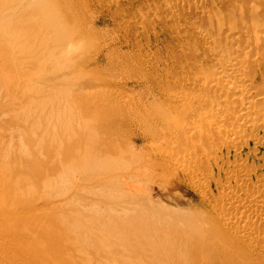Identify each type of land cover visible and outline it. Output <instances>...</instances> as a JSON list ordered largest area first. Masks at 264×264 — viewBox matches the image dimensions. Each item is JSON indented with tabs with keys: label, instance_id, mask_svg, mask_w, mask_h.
Instances as JSON below:
<instances>
[{
	"label": "rangeland",
	"instance_id": "rangeland-1",
	"mask_svg": "<svg viewBox=\"0 0 264 264\" xmlns=\"http://www.w3.org/2000/svg\"><path fill=\"white\" fill-rule=\"evenodd\" d=\"M14 1L13 17H4L12 25L2 26L0 18V225L6 231L0 233V264H190L188 239L207 220L204 199L218 197L220 189L209 172L210 185L205 177L195 185L181 169L175 168L179 180H169L154 168L179 150L189 167L200 166L185 155L189 146L175 138L179 123L171 122L177 129L171 125L166 136L161 118L169 110L178 115V100L175 106L169 98L183 91L180 78L190 71L200 75L190 64L203 65L206 48L224 45L227 28L237 35L231 20L241 10L236 18L244 16L248 27L263 24L250 22L249 7L255 5L264 18V0H237L241 9L236 0ZM201 10L204 23H187L184 12ZM55 11L64 14L58 32L47 27ZM37 23L44 24L41 32ZM197 30L207 37H198ZM254 39H260L250 42L254 47L263 40L260 34ZM261 47L245 49H251L258 98L264 96ZM181 53L195 59L183 60ZM256 117L258 126L250 131L238 120L227 124L243 143L235 152L220 151L219 158L240 162L250 171L246 182L260 178L263 184L255 186L264 188V101ZM199 136L193 147H202ZM11 232L26 240L18 252L7 240Z\"/></svg>",
	"mask_w": 264,
	"mask_h": 264
},
{
	"label": "bare ground",
	"instance_id": "bare-ground-1",
	"mask_svg": "<svg viewBox=\"0 0 264 264\" xmlns=\"http://www.w3.org/2000/svg\"><path fill=\"white\" fill-rule=\"evenodd\" d=\"M225 1L227 2V0H225ZM14 2H15L14 0H0V18L2 19L1 25L2 26L5 25L4 27H6V26L8 27V26L12 25L11 21L8 22L9 24L6 23L4 17L7 14L8 15L12 14V17H13L12 12L14 9ZM70 2H73V0H70ZM189 2L193 3L191 1H189ZM257 2H259V0H257ZM223 3H225V2H223ZM174 4H176V3H174ZM184 4H186V3H184ZM228 4H229V7L232 6V8H234L233 5L235 3L233 5H230V3L228 2ZM238 4H239V2H238ZM22 6H23V4H22ZM30 6H31V4H30ZM75 6H76V4H75ZM75 6H74V10H75ZM79 6H80V4L78 3L76 7H79ZM175 6H174V9H176V8L178 9V7H180L179 5H177L176 7ZM226 6H227V4H226ZM239 6L240 7L238 9H241L242 5L239 4ZM18 9H16V10L19 11ZM200 9H201V7H200ZM177 11H179V9ZM241 11H243V10H241ZM175 12H176V10H175ZM201 12H203V11L201 10ZM240 12L239 13L237 12V13L241 14ZM249 12H250L249 13L250 22H252L253 24H259L260 23L259 21L264 20V18L261 17V15H259V13H258L259 9L255 5L250 4ZM70 13H73V10ZM187 13L184 12V14H186L187 16L183 15L184 19H186V17H188L187 23H188L189 19H190L189 22L190 21H196V22L201 21V23L202 22L204 23V20L202 19V17L205 16L204 12L201 14H199V12H197V11L187 12ZM238 14H237V16H238ZM62 15H64V14H61L58 11L53 12V17H54L53 21L54 22L52 24H50L49 26H47L48 28L53 30L52 32H58L60 30V27L62 26V20H63ZM236 17L234 18V20H231V21H233L231 23H232V29L235 28V32H237L236 33L237 35H235V33H233L232 30H229V28H227L226 33H224V35L227 36L228 39L226 40L224 45L221 44L222 45L221 46L219 44L220 46H218V47H216L215 45H211L208 49L206 48V50H204V52L201 53L202 55L200 56V59L205 62L203 65L200 64V66H198L199 64L194 65L195 64L194 63L192 65L189 63L191 65L190 67H193V69H194V70L192 69L193 71H197V70L200 71V75L199 74L198 75L197 74L191 75L192 71H190V75L186 76L187 74H185L186 78H185V76L181 77V78L180 77L176 78V79L180 78L181 83L180 82L179 83H180L181 87L183 86V88H185V86H186V89H183V88L181 89V90H183L182 92L179 91L180 92L179 93L177 91L178 94L175 93L176 91L175 92L173 91L170 98H169L171 100V102L173 101L174 105H175L174 101L176 102V100H178V105H179L178 106V113H177L178 115H176L178 117L172 116V114H170V112H169L170 110H169L168 116L166 115V116H163L164 118H161V122H162V126H163L162 132L164 134L166 131L168 133H170L169 131H170L171 125H172L171 122L179 123L178 129L176 128L177 124H176V126H175V124L172 125V126H175V128L178 131L177 132L174 129L176 131L175 132V136H176L175 138H178V142H181V141L183 143L185 142L189 146L187 151L185 150V147L184 148L182 147V149H183L182 151H186L187 153L185 152V155L186 156L188 155L189 159H190V157H192V159H190V160H192L194 163L200 162V166H199V168L189 167L188 164H190L191 161L189 160L190 162L187 163V158L185 159L184 155H181V157L183 156L182 158L179 157L180 156L179 155L180 150H179L178 153H175V155H177L178 159H180L181 161L183 160L182 163H181V161H179L180 163H177V161H178V159L176 158L177 156L175 157L173 154H172V156H170L171 153H169L168 156H170V157H167V158L165 157V160H167V161L162 160V159H161L162 161L157 160L155 162L156 166L154 165V168L158 167V169H163V171H165V174L166 173L168 174V176H167L168 179L174 178V177L176 178V176L179 172L176 175H175V172H177L178 169H181V171L183 170V172H182L183 174L186 172L187 175H190L191 184H192V180H193V184L196 182L195 185H197V183L199 181L201 182V179L204 177H205L204 179L206 181V177L208 176L207 172H209L212 176V178H211L212 182H214V185H216L218 187V188L216 187L218 190L220 189L219 195H217L218 197L214 198L211 195V197L204 199V202H206L208 204V206H207L208 211L206 212L207 220H206V222H204L203 227H200L196 233H193L190 235L188 242H187V250L185 253H186L187 261L191 262L190 264H264V193H257V192H260L259 191L260 189H264V188H261L260 185H258L257 187L255 186V184H257V183L263 184V182H261L260 178H258V182H252V183L249 181L246 182V180L249 177L248 174L250 173L249 169H246L244 165H242L240 162H237L236 160L231 162L229 160L219 158V152L220 151H222L224 149H229L230 151L232 150L235 152V151H237V145H241L243 143V140H242L239 132H237L233 127H232V131H230L231 127H227V124L232 125V123H234V122H232V120L234 119V120H238V122L240 121V124L242 125V127L248 131H250L252 129H256L258 126V124L256 123V121H257L256 114L259 113L261 105L263 104V101H264V96L262 98H258L256 93H255V91L257 89V87H255V86L257 85L256 84L257 82H256V77H254V75L251 74V73H254L253 70H255V69H251V68H253V65H254L250 61L252 59L251 56H250L251 59L249 58V55L251 54L250 53L251 49L248 48L249 49L248 51L250 54L248 52H246V50H245V49H247L246 47L248 46V44L251 48L256 49V47H257V49H258L259 46H262L261 50L264 48V45L261 44V43L264 44V42H263L264 41V29L261 28L264 26V21H262L263 24H259L260 28H258L259 25H257L256 28L252 29L251 27H248V23H246V21L243 19L244 16H242L241 18H236ZM31 19H33V17ZM36 20L38 21L37 18H36ZM65 21H66V19H65ZM179 21H180V19H179ZM23 22H25V21H23ZM176 22L178 23V20ZM183 24H184V22H183ZM183 24H177L178 25L177 29L178 30L181 29ZM174 25L176 26V24H174ZM187 25L190 26V24H187ZM196 25L197 24H195V26ZM241 25H242V29H241ZM191 26H193V24H191ZM198 27H200V25ZM223 27H225V26H223ZM36 28H38L40 31L41 29L44 28V24L37 23ZM192 28H194V27H192ZM236 30H238V31H236ZM241 30L244 31V33L241 32ZM192 31H194V30H192ZM259 34H260L261 39H263V40H261V43H260L261 45L256 44L257 46L254 47L253 44H251V43H254L251 39L253 37L255 39L259 38ZM48 35H49V33H48ZM176 35L178 36V33H176ZM196 35H198V37H201L204 39L207 37L206 32H202V31L199 32V30L196 31ZM214 35L210 34V37L213 38ZM216 36H217V34H216ZM191 39H193V37ZM183 41H186V39ZM259 41H260V39H259ZM259 41L256 39L255 43L256 42L258 43ZM198 43H199V41H198ZM255 43H254V45H255ZM194 45L195 44H193V46ZM228 45H229V47H228ZM233 45H236V47L231 50V46H233ZM189 47H191V46H189ZM255 49H253L254 52H255ZM219 51H221V52L223 51L222 53L224 55H220ZM262 51H264V50H262ZM184 52H187V51H184ZM257 52H256V54H257ZM183 53H181L182 56H183ZM247 53H248V55H247ZM188 54L190 55V53H188ZM181 55L178 57L183 58V60L187 56L185 54L186 55L185 57L184 56L181 57ZM212 55H213L214 61H212V59H210L212 57ZM222 56H224V59H220V65H217L215 60L222 57ZM180 58H178L179 62L181 60ZM188 58L186 57V59H188ZM186 59H185V62L187 61ZM189 59H193V58L191 57ZM172 61L177 62V60H174V59ZM190 61L188 60V62H190ZM256 61H257V59H256ZM252 62H253V60H252ZM191 63H193V61H191ZM177 64H179V63H177ZM208 64H210L211 66H209ZM187 66H189V65H187ZM179 68H182V67H179ZM184 70H182V71H184ZM249 70H250V73H249ZM202 71H204V74ZM177 72L179 73V70H177L176 73ZM182 73H184V72H182ZM254 74H256V73H254ZM173 75H175V73ZM178 75H175V77ZM168 76H170V75H168ZM182 76H183V74H182ZM174 81H176V80H174ZM160 86H162V85H160ZM262 86H264V85L262 84ZM158 88H159V86H158ZM163 88H165V87H163ZM166 88H167V86H166ZM163 90L165 91V89H163ZM176 90H178V89H176ZM198 90H199V92H200V90H202L200 92V95L195 93ZM263 90L264 89H262V91ZM168 92H166V94ZM262 93H264V92H262ZM231 95H232V97L230 98L229 96H231ZM167 97H169V96L167 95ZM259 99H263V100H259ZM32 102H33V100H32ZM174 105H171V106L173 107ZM194 118H196V120H193ZM157 119H158V117H157ZM201 121L203 124L200 123ZM192 130H193V133L190 134L192 132ZM171 131H172V129H171ZM173 134H174V132H173ZM198 135L202 136L201 140L203 142L205 140V143L201 142L202 150L200 148V144L198 146L199 148L193 147V146L197 145L198 140H196L197 142H195L196 143L195 144L194 139ZM172 137H174V136H172ZM164 138L165 137H163L159 141H163ZM175 140L177 141V139H175ZM183 143H182V145H184ZM192 144H194V145H192ZM202 144H204V146ZM213 144H215L216 148H215V146H213ZM173 145H174L173 147L175 148V146H177V142H176V145L175 144H173ZM191 145L193 147V151L190 148ZM158 148H159V146H158ZM194 148H196L197 150L194 151ZM199 153L201 154V157L198 156ZM197 156L199 158H197ZM174 157L177 159V161L174 160ZM96 160H97V158H96ZM104 160H105V158H104ZM106 160H107V158H106ZM175 161H176V163H174ZM193 162H192V164H193ZM185 163H187V164H185ZM212 164H213V166H211ZM132 166H133V164H132ZM213 168H215L214 171H211ZM197 169H200V170H197ZM220 169H222V171H220ZM125 172H127V171H125ZM213 172H214V174H213ZM204 174H205V176H204ZM107 175H108V173H107ZM177 177H178L177 179L179 180V175ZM181 177L182 176H180V178ZM207 182H208V180L205 183L207 184ZM176 183H177V181H176ZM171 185L173 186L172 181H171V184L169 186H171ZM209 185H210V183H209ZM209 185H208V193H209V191L211 192ZM204 192L205 191H203L201 193H204ZM208 193H207V195H208ZM202 199H203V196H202ZM2 201L5 203V199L0 198V206L4 204ZM0 213H1V208H0ZM2 229H3L2 225H0V233L2 231H4ZM5 232L6 231H4L3 233H5ZM6 235L8 237L7 240H11L12 242H15L17 244V245L15 244L16 252H18V250L22 249L23 246L21 247V244H25V243H23V242H26L25 238H23L22 236L18 237L15 233H12V232L8 233ZM6 244H7V242H6ZM23 255L24 256H30L32 254H31V252L26 253L24 251ZM54 255L56 257L58 256L57 253H54Z\"/></svg>",
	"mask_w": 264,
	"mask_h": 264
}]
</instances>
